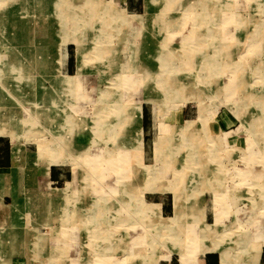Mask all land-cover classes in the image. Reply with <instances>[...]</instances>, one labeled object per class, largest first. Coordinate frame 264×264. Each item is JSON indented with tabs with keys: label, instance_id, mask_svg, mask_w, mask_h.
<instances>
[{
	"label": "rangeland",
	"instance_id": "obj_1",
	"mask_svg": "<svg viewBox=\"0 0 264 264\" xmlns=\"http://www.w3.org/2000/svg\"><path fill=\"white\" fill-rule=\"evenodd\" d=\"M12 2L24 24L7 28L10 15L0 18V108L10 104L7 115L20 124L9 126L36 144L43 172L67 164L76 180L48 194L60 200L46 215L43 200H22L19 186L5 191L23 218L5 223L17 231L0 228V264L9 254L22 264H194L211 251L220 264H264L256 262L264 243V0L179 1L169 18L159 13L150 34L139 33L140 17L110 2L62 8L58 0L60 16L47 0ZM211 12L221 18L216 25ZM85 29L94 42L78 49L76 72L54 75L43 56L46 35L81 37ZM164 46L175 51L167 65ZM85 64L92 69L81 76ZM146 109L153 115L142 130ZM68 111L87 126H75L73 136L63 129ZM14 152L17 166L18 146ZM32 157L30 179L42 172ZM11 174L0 173L1 191ZM33 189L25 190L34 196ZM22 222L32 228L23 233Z\"/></svg>",
	"mask_w": 264,
	"mask_h": 264
},
{
	"label": "crops",
	"instance_id": "obj_2",
	"mask_svg": "<svg viewBox=\"0 0 264 264\" xmlns=\"http://www.w3.org/2000/svg\"><path fill=\"white\" fill-rule=\"evenodd\" d=\"M10 0L6 1L5 3L8 2V4H1L0 5V18L3 17L5 18L7 15H10V20L9 21H4V23L6 24V22L11 23L8 24L9 26H7V28L9 27H17L21 24H24L21 22V16L18 18H16L15 16V11H16V7H14V2H12L11 4L9 3ZM14 1V0H13ZM49 2V6H51V8H53L55 10V6L54 4L58 1V0H47ZM68 2V4L66 2ZM93 2H95L96 4L100 5L103 2H110L111 4L114 5H122L123 7L121 8L122 10L128 12L129 14H127L129 16V18L132 20H138V18L140 17V27H139V33L140 34H150V32H153V28L154 25H157V16L159 15V13H163V16H167V18L170 17V14L168 12L169 9H173L174 6H176L177 4H179V1H183V0H92ZM59 6H61L62 8L65 6H69L70 8L74 5H70L69 3H71V0H59ZM72 4V3H71ZM85 4V0H82V5ZM76 6V5H75ZM21 7H23L21 5ZM60 9L59 12L57 10H55L56 13H58V15L60 14ZM73 8V7H72ZM7 13V15H6ZM169 15V16H168ZM60 16V15H59ZM45 17V16H44ZM2 18V19H3ZM128 20V19H127ZM153 22H152V21ZM156 20V22H155ZM146 22V25L144 24ZM152 22V24H151ZM151 24V26L149 27V25ZM150 28V29H149ZM157 28L163 29L159 26H157ZM49 32V30H48ZM60 35L55 34L52 30H50V34L48 33V35H46V41L48 40L50 43L48 45V49L46 51V54L43 53V56L46 57V60L49 62L50 61V69H48L49 71H53L54 75L58 74V75H72L76 72L77 70V64L78 61L77 60V53H78V49H80V53H85L88 49H89V45L91 44L90 42H94V40H92L91 38H93V34L90 36V29H85L84 32H81V37L84 39H87L86 41H82L79 36V34H77L76 36H72V34L70 35H63L62 32H60ZM134 32V28H127L126 31L124 32V44L126 45H130L133 43L129 37H132L131 35H133ZM84 36V37H83ZM97 37V34L95 35L94 39ZM37 38H35L36 40ZM91 39V40H90ZM78 45L81 46L80 48H78ZM88 46V47H86ZM156 47V46H155ZM154 49V48H153ZM148 51L150 49H147ZM152 50V49H151ZM35 51V50H34ZM34 55V53H33ZM91 68L90 64H85L82 67V74L81 76H83L87 71H89ZM47 70V69H45ZM37 70H35L36 72ZM48 71V72H49ZM86 71V72H85ZM38 72V71H37ZM52 75H50L49 77H51ZM50 88V85H49ZM49 90V89H48ZM41 102V101H39ZM10 105V104H9ZM9 105H6L3 108V110L1 109L0 111V173L4 172L7 173L9 175H12V171L14 173L13 175V180L10 183V187L5 188V190H0L1 191V199H0V228L2 229V231H6V230H14L17 231L15 228H9V227H5V223L6 225L8 224V226H10L9 224L15 225L17 223L20 222H15V218L18 216V219H22L23 216H21L19 214V208L17 210L11 209L9 207V205L12 202L11 197L9 196L8 193H6L5 191H8L9 189H14L15 193H16V189L14 187H20L22 188V192L20 194H18L21 199H25V196L27 197H37L38 200L44 202L43 207L45 208L44 213L46 215L47 210L51 211L52 209H55V211H57V206L55 207V205L53 204L54 201L60 200L58 198H53L52 202H50V198H48V194L51 192H54L53 190H56L57 188H63L65 187L67 184H70V182L76 180V175H74L72 169L66 168L64 167L67 164H60V163H52L48 166V173L46 174L45 171L43 172V169L46 167V161L43 158H39L36 152V144L35 145H31L30 142H26L24 138L23 134H21V131H19L18 129H12L10 128L9 124L10 123H14V122H18L17 118H12L10 116L7 115V109ZM14 106H18L17 104H13ZM5 108V109H4ZM181 113L182 114V108H181ZM142 115H141V129L143 130V128L149 124L150 125V117L153 115L152 110H145L144 112L141 110ZM149 119V121H148ZM19 123V122H18ZM20 124V123H19ZM144 126V127H143ZM29 143V144H28ZM15 146H18L20 152H21V157H22V162L15 166L16 164V160H15V152H14V148ZM34 147V149H33ZM33 149V150H32ZM35 152V168L38 169H42L41 171H37L35 173V175H33L32 179L28 178V174L24 173L25 172V168L27 169H31V167H29V162H31V159L33 158V153ZM27 165V167H25ZM20 171H22L21 176H23V178H20V182L18 181V175H20ZM28 180V181H27ZM32 180V181H31ZM30 183L31 186H28L27 184ZM30 190L31 188H36L35 190L37 194H35L34 196L32 195V193H30V191L28 192V190ZM30 188V189H29ZM34 189L32 191H34ZM3 193V194H2ZM43 194V195H42ZM4 195V196H3ZM7 199H10L9 203L7 202ZM40 209L42 208V206L39 204ZM164 206V205H163ZM166 206V205H165ZM23 207V206H22ZM26 208L23 207L22 210H25ZM6 211V213H5ZM52 212V211H51ZM43 213V215H44ZM6 217L7 220L5 221L3 218ZM25 222V221H24ZM23 233H25L28 229H31L32 226H28L25 223H23ZM5 227V228H4ZM21 233V231H19ZM48 233V232H47ZM41 234H45V233H41ZM49 240V239H48ZM48 242V241H47ZM49 242L46 244V250L47 253H42V255L48 256V245ZM259 256L256 260V262H262L261 259L264 258V243H262L260 245V249H259ZM17 256L15 254H9L6 255L9 264H22V261H13L11 260V257L13 256ZM59 256V254H58ZM65 256V255H64ZM63 256V257H64ZM30 257H32V255H30ZM5 258V257H4ZM67 260L70 261V259L67 258ZM172 259L169 258L167 260H165L164 264H171ZM194 264H220V255L217 252H205V253H199L196 262Z\"/></svg>",
	"mask_w": 264,
	"mask_h": 264
},
{
	"label": "bare ground",
	"instance_id": "obj_3",
	"mask_svg": "<svg viewBox=\"0 0 264 264\" xmlns=\"http://www.w3.org/2000/svg\"><path fill=\"white\" fill-rule=\"evenodd\" d=\"M224 6H226V7H230V4H227V2L226 1H224ZM186 8V7H185ZM185 11V10H184ZM187 14H188V12H187ZM213 14V12H211L210 13V16H214L215 17V15H212ZM184 15H185V13H184ZM207 15H209V14H207ZM186 16V15H185ZM190 17H192V16H190ZM221 17V16H220ZM184 18H186V17H184ZM217 18V19H216ZM219 19H221V18H218L217 16L215 17V19H213V21H214V24H215V22H216V20H219ZM239 19V18H238ZM184 21V20H183ZM183 21H181V22H183ZM193 21V20H192ZM221 21V20H220ZM239 21V20H238ZM141 22V21H140ZM185 22V21H184ZM216 25V24H215ZM165 47V46H164ZM168 49H167V48ZM165 47V49H167L168 50V53H164L163 55H162V59H165L166 60V65H167V63H168V60H170V59H172L174 56H175V54H173L175 51H171L170 50V48L168 47V46H166ZM166 52V51H165ZM173 54V55H172ZM182 55V54H181ZM160 60H161V57H160ZM216 61V60H215ZM215 61H213V63H216L217 64V62H219V59H217V61L215 62ZM181 64V63H180ZM210 64V63H209ZM26 66H27V64H26ZM217 67V66H216ZM209 69V68H208ZM165 79V78H164ZM168 80V79H167ZM184 80V79H183ZM143 81V80H142ZM186 81V80H185ZM166 84V83H165ZM178 89V88H177ZM174 93V92H173ZM174 94H178V93H174ZM244 96V95H243ZM242 96V97H243ZM247 96V95H246ZM178 96H176L175 98H177ZM249 97V96H248ZM245 98V97H244ZM243 98V99H244ZM178 99H179V97H178ZM242 99V100H243ZM247 100V99H246ZM252 100H253V98H252ZM257 100H258V103H262L261 101H262V99L260 98V99H258L257 98ZM179 101V100H178ZM247 101H249V100H247ZM58 102H60V101H58V100H56V102L55 103H57L58 105H59V103ZM126 103V102H125ZM130 103V102H129ZM248 103V102H247ZM263 105H264V103H263ZM263 105H260V107H264ZM60 106V105H59ZM128 106V105H127ZM63 110H65V111H67L65 108H62ZM71 112H72V110H71ZM125 112V111H124ZM42 114V113H41ZM72 114H73V112H72ZM72 114H70V111H68V112H66L65 113V115H64V117H63V119H64V123H65V125L66 126H68V127H66L65 125L63 126V129H66V130H64L66 133H68L69 135H71V136H73L72 135V133L73 134H76L77 133V131H75L76 129H75V126L77 127V128H80L81 126H86V122H84L83 120H80V121H77V120H79V119H81V118H77V117H72ZM125 114V113H124ZM129 115V114H128ZM113 116V115H112ZM128 117V116H127ZM130 117V116H129ZM73 119H74V122L72 123V121H73ZM131 120V119H130ZM74 123H76V124H74ZM71 124H73V125H71ZM71 126L73 127L74 126V128H73V130H72V128H71ZM87 127V126H86ZM93 128V127H92ZM72 131V132H71ZM73 131H75V132H73ZM71 132V133H70ZM78 134V133H77ZM164 139V138H163ZM67 141V143L69 144V145H72L73 144V141H69V140H66ZM115 141V140H114ZM59 143V142H58ZM159 146H161V145H159ZM161 148V147H160ZM76 149H78V150H80V151H82V153H83V156H84V159H85V161H87L88 163H90V164H88V165H90V166H92L91 165V163H93V158H91V157H89V154H88V156H86V155H84L85 153H86V149H87V146H81L80 148H76ZM51 150V149H50ZM101 156V155H100ZM99 156V157H100ZM122 156V155H121ZM97 157V156H96ZM98 157V158H99ZM102 157H104L103 155H102ZM102 157H100L101 159H103ZM113 158H115V159H117L116 157H113ZM59 159V158H58ZM57 160V159H56ZM55 160V161H56ZM90 161V162H89ZM98 161H100V159L98 160ZM114 161V160H113ZM58 162V161H57ZM120 162V161H119ZM55 163V162H54ZM98 165V164H97ZM97 165L95 164V165H93V166H96L97 167ZM100 165V164H99ZM172 167V166H171ZM131 169V168H130ZM200 173V172H199ZM202 174H204L203 175V184L204 185H206L207 187H209V191H211L212 190V187H211V179H212V177H208V176H206V175H208L206 172H203L202 171ZM214 180V179H213ZM206 187V188H207ZM215 187V186H214ZM201 191V190H200ZM215 192V191H214ZM197 197V196H196ZM195 198V197H194ZM194 207V206H193ZM198 208H200V207H198ZM61 213H62V211H61ZM67 213V212H66ZM66 213H63L62 215L63 216H65V218L67 217V214ZM69 215V214H68ZM175 234H177V233H175ZM174 234V235H175ZM63 239V238H62ZM66 239V238H65ZM64 240V239H63ZM185 240V239H184ZM191 242V241H190Z\"/></svg>",
	"mask_w": 264,
	"mask_h": 264
}]
</instances>
